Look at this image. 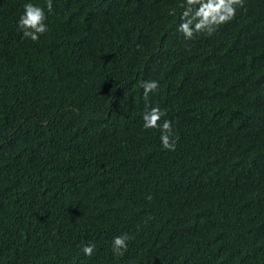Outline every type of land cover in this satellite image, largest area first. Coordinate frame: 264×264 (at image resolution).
<instances>
[{"label": "trees", "instance_id": "trees-1", "mask_svg": "<svg viewBox=\"0 0 264 264\" xmlns=\"http://www.w3.org/2000/svg\"><path fill=\"white\" fill-rule=\"evenodd\" d=\"M182 2L0 0V264H264V0L192 40Z\"/></svg>", "mask_w": 264, "mask_h": 264}, {"label": "clouds", "instance_id": "clouds-1", "mask_svg": "<svg viewBox=\"0 0 264 264\" xmlns=\"http://www.w3.org/2000/svg\"><path fill=\"white\" fill-rule=\"evenodd\" d=\"M45 6L48 13L53 11L52 0H45ZM178 7L184 11L180 16V24L177 31L183 35L185 40H192L197 33L207 32L211 36L217 28L230 22L236 16L237 7L243 8V0H183ZM170 15H175L172 10ZM47 19L45 7L31 2L23 4V13L17 21V29L22 33V39H30L36 42L40 36L49 31L48 25L45 23ZM143 89L145 99L150 93H154L159 89V82L156 80L142 81L140 85ZM167 113L161 108L151 107L143 114V129H156L161 131V147L167 151H175L176 140L178 136L173 132L172 121L164 119L161 124V118ZM151 199V197H148ZM130 237L127 234L114 237L112 241V251L118 256H123L127 251V241ZM96 245L88 243L81 249L85 256L91 257Z\"/></svg>", "mask_w": 264, "mask_h": 264}]
</instances>
